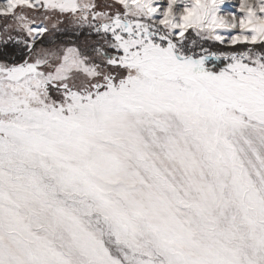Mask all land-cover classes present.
I'll list each match as a JSON object with an SVG mask.
<instances>
[{
	"label": "snow or ice",
	"instance_id": "snow-or-ice-1",
	"mask_svg": "<svg viewBox=\"0 0 264 264\" xmlns=\"http://www.w3.org/2000/svg\"><path fill=\"white\" fill-rule=\"evenodd\" d=\"M0 264H264V0H0Z\"/></svg>",
	"mask_w": 264,
	"mask_h": 264
},
{
	"label": "rangeland",
	"instance_id": "rangeland-1",
	"mask_svg": "<svg viewBox=\"0 0 264 264\" xmlns=\"http://www.w3.org/2000/svg\"><path fill=\"white\" fill-rule=\"evenodd\" d=\"M231 3L233 4L237 3V0H231Z\"/></svg>",
	"mask_w": 264,
	"mask_h": 264
}]
</instances>
